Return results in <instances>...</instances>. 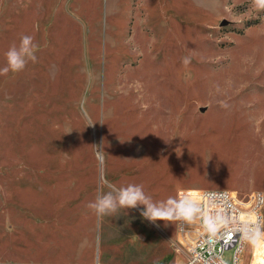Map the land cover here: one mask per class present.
Listing matches in <instances>:
<instances>
[{
  "label": "rangeland",
  "instance_id": "rangeland-1",
  "mask_svg": "<svg viewBox=\"0 0 264 264\" xmlns=\"http://www.w3.org/2000/svg\"><path fill=\"white\" fill-rule=\"evenodd\" d=\"M25 34L37 62L0 76V264H184L175 225L138 209L97 220L102 181L155 201L264 196V12L250 0H0V68Z\"/></svg>",
  "mask_w": 264,
  "mask_h": 264
},
{
  "label": "clouds",
  "instance_id": "clouds-1",
  "mask_svg": "<svg viewBox=\"0 0 264 264\" xmlns=\"http://www.w3.org/2000/svg\"><path fill=\"white\" fill-rule=\"evenodd\" d=\"M250 6L258 13L264 12V0H250ZM39 47L33 36L21 35L19 43H13L5 52L6 65L0 68V76H7L9 72H22L29 62L36 63V53ZM190 62V57L182 58L184 66L187 67ZM202 196L209 201V206L212 208L214 207L213 198L226 197L227 193H202ZM87 208L100 221L105 217H118L121 212L127 215L128 210L138 209L139 215L144 220L156 226H158V221H163L165 226L171 224L188 230L194 224L199 223L205 231L215 235L222 227L232 224L233 230L241 234L242 240L257 244L264 239V219L235 224L230 217L223 214V209L206 211L203 204L187 191L155 201L145 192L142 184L128 183L117 186L102 181L94 200L87 204Z\"/></svg>",
  "mask_w": 264,
  "mask_h": 264
},
{
  "label": "built area",
  "instance_id": "built-area-1",
  "mask_svg": "<svg viewBox=\"0 0 264 264\" xmlns=\"http://www.w3.org/2000/svg\"><path fill=\"white\" fill-rule=\"evenodd\" d=\"M198 199L206 211H219L230 217L235 224L244 221L256 222L262 220L261 210L264 204V196L261 193H252L240 197L237 193L228 190H182ZM202 193H227L226 197L213 198L214 207L210 208L209 201L204 199ZM264 242V239H261ZM248 241L242 240L241 234L233 230V225L222 227L215 235L205 231L201 224L196 223L191 228L176 227V240L173 243L175 251L182 257L184 264H240L241 254ZM234 249L233 262L228 263L224 254ZM22 264H40L26 262ZM64 264V263H52ZM90 264H102L99 259Z\"/></svg>",
  "mask_w": 264,
  "mask_h": 264
},
{
  "label": "crops",
  "instance_id": "crops-1",
  "mask_svg": "<svg viewBox=\"0 0 264 264\" xmlns=\"http://www.w3.org/2000/svg\"><path fill=\"white\" fill-rule=\"evenodd\" d=\"M252 244H251L250 256H249L247 264H264V242L260 240L257 244H253V246ZM97 259H99V261L101 262V257L99 255L96 257V260ZM49 264H52V263H49ZM84 264H90V263H84ZM102 264H111V263L110 261H106L105 263H102Z\"/></svg>",
  "mask_w": 264,
  "mask_h": 264
},
{
  "label": "bare ground",
  "instance_id": "bare-ground-1",
  "mask_svg": "<svg viewBox=\"0 0 264 264\" xmlns=\"http://www.w3.org/2000/svg\"><path fill=\"white\" fill-rule=\"evenodd\" d=\"M235 193V192H234Z\"/></svg>",
  "mask_w": 264,
  "mask_h": 264
}]
</instances>
